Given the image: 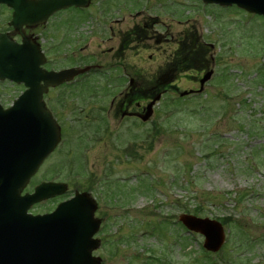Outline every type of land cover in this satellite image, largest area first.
Here are the masks:
<instances>
[{"label": "rangeland", "instance_id": "obj_1", "mask_svg": "<svg viewBox=\"0 0 264 264\" xmlns=\"http://www.w3.org/2000/svg\"><path fill=\"white\" fill-rule=\"evenodd\" d=\"M193 1L97 0L88 12L69 10L29 33L51 44L54 27L69 21L65 30H72V39L61 49L87 46L85 54H94L95 63L109 66L118 64L108 54L118 48L119 39L107 41L108 32L102 37L107 42L94 35L80 44L75 40L87 32L90 20L104 31L116 26L110 25L116 19L117 30L126 31L157 18L144 27L151 30L146 34L149 39L125 53L117 71L90 78L96 89L108 87L106 80L112 73V78L125 73L133 79L139 75L151 79L171 62L179 41L192 30L206 44L214 45L215 73L203 94L208 92L198 99L165 94L152 119L142 126L136 127L139 122L133 119L120 123L116 112L101 133L95 134L94 127L84 131V135L97 136L96 142H86L82 130L74 133L69 128H80L76 122L82 125L86 119L93 121L87 116L98 112L89 99L85 103L80 94L75 95L74 109L60 110L67 116L61 121L66 141L32 184L52 176L72 192L92 193L99 202L98 216L104 219L103 245L95 254L103 264H264V86L260 82L264 79V17L236 6L205 8L200 0ZM102 10L107 18L100 16L98 21ZM179 12L185 19L172 16ZM197 80L195 72L188 73L176 86L190 91L199 87ZM111 99L99 103L105 114ZM83 146H91L90 151L84 153ZM83 159L88 161V173L79 168ZM68 163L75 167L70 169ZM53 166L60 170L54 175L48 172ZM49 208L55 206L46 204L42 210ZM186 211L231 221L218 254L205 252L203 236L189 234L179 224V215Z\"/></svg>", "mask_w": 264, "mask_h": 264}, {"label": "water", "instance_id": "obj_2", "mask_svg": "<svg viewBox=\"0 0 264 264\" xmlns=\"http://www.w3.org/2000/svg\"><path fill=\"white\" fill-rule=\"evenodd\" d=\"M90 1L91 0H45L42 5L36 6L29 4L26 18L23 20L37 23L41 20H46L49 15L60 9L71 6L87 7ZM204 1L206 3H218L221 5L237 4L252 13L264 15V0ZM21 22L22 20L19 21V23ZM11 55L12 57L15 56L14 54ZM8 63L10 64L6 74L8 77L16 81H20L19 78L25 81L29 80L30 70L25 71V68L17 63L15 58L8 60ZM78 73L80 72L75 70L60 73L59 76L62 77L58 78V81H55L54 76L53 79H51V77L45 79L44 74L40 79L49 86L57 85L63 81L70 80ZM208 78L209 76H206L203 83ZM32 86V93L34 94L36 87L34 85ZM42 88L44 87H38L39 90ZM157 99L158 98H156V100ZM28 100L32 101L31 106H28ZM153 105L154 103L149 106L147 115L143 117L145 121L151 116ZM16 107V113L21 114L26 112L33 115H28L23 121L26 122L28 128L33 129V139L28 141V144L38 149L39 153L37 158H35L34 155L33 158L27 159L29 161L35 159L36 166L33 168V171L32 169L31 171L27 170L26 173L18 177V181L13 183V191L18 187L19 181L21 186H23L30 179L36 167L53 151L60 140L59 127L53 121L51 114L44 108V105H38L36 103V97L34 95L23 97L17 103ZM35 112H38L37 116H34ZM34 134H36V138ZM3 182H5V176L0 174L1 186H3ZM50 188L56 189L57 187L46 186V188L43 189L48 190ZM16 192L17 191H15L14 194H16ZM10 196L11 193H6V191H3L2 187L0 190V241L9 245L10 237H12L14 238V244L17 242L22 243L24 252L18 255L15 264H36L32 256L29 255V253L32 252L31 250H35L36 246L41 247L39 258L43 264H98V261H96L97 259L92 258L90 255L93 249L97 247L96 242L91 240L95 230L90 231L91 227H94L91 217L93 210H87L85 207H81L80 204L83 201L71 202L63 208H60L53 216L30 220L26 217V212L18 211L11 215L7 213L6 204H8ZM37 199L38 196L36 194L35 196L22 199V201L27 200V202L32 204L35 203ZM15 206L18 208L17 205ZM25 206H28V204ZM181 220L190 229L206 235V247L214 251H217L221 247L224 241V235L218 224L209 222L208 220H199L191 216H182ZM10 262L12 263V260H9L8 254L5 252L4 248L0 246V264H9Z\"/></svg>", "mask_w": 264, "mask_h": 264}, {"label": "flooded vegetation", "instance_id": "obj_3", "mask_svg": "<svg viewBox=\"0 0 264 264\" xmlns=\"http://www.w3.org/2000/svg\"><path fill=\"white\" fill-rule=\"evenodd\" d=\"M7 9V8H6ZM12 20V11L5 8L3 6H0V33H7L9 36L15 40L18 43H21V35L19 32L15 31L12 27H10V22ZM41 28L35 27V28H24L23 32L28 35L29 37H33V35L29 34L31 31ZM56 33L60 34L61 41L64 42L67 36H64V30L59 29V26L55 28ZM109 38L103 39V41H111L113 38L119 39L120 46L117 48L116 51L113 49L110 50V54H112L114 57L121 54L120 47L123 46H129L130 48L134 47V43H136V39L138 37L137 32H135L133 35H131L130 38H126L125 43L123 41V31L117 30L116 27H110L109 29ZM35 37V36H34ZM38 38V37H36ZM130 39V40H129ZM69 41V39L67 40ZM106 41V42H107ZM74 57L75 54H73ZM72 83L64 84L59 88L51 89L49 93L45 96V101L47 105L56 108V109H63L65 107L70 108L73 103V97L75 93H73V90H66L68 89V86ZM134 85L135 87H132ZM131 88L127 89L125 93L120 95L119 98V104L117 105V109L119 108V112L121 113L122 117H133L134 111L136 110L138 112L140 109L144 111V107L141 105L140 102H147L145 99H148L149 96L152 94V92L147 93L142 88H139L134 82H132ZM64 87V88H63ZM87 90V89H86ZM90 92V90H87ZM25 92V88L23 87L19 92H13L8 89H0V103L2 107L5 109L9 108L14 100L21 94ZM141 98V100H140ZM144 100V101H143ZM112 106L114 108V103H112ZM135 108V110H134ZM95 124V123H94Z\"/></svg>", "mask_w": 264, "mask_h": 264}, {"label": "trees", "instance_id": "obj_4", "mask_svg": "<svg viewBox=\"0 0 264 264\" xmlns=\"http://www.w3.org/2000/svg\"><path fill=\"white\" fill-rule=\"evenodd\" d=\"M189 64H186V66H188Z\"/></svg>", "mask_w": 264, "mask_h": 264}]
</instances>
